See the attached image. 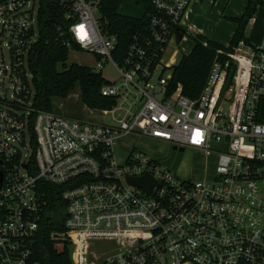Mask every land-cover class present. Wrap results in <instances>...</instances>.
I'll return each mask as SVG.
<instances>
[{
	"label": "built area",
	"instance_id": "2783aa9c",
	"mask_svg": "<svg viewBox=\"0 0 264 264\" xmlns=\"http://www.w3.org/2000/svg\"><path fill=\"white\" fill-rule=\"evenodd\" d=\"M58 1L67 9L66 46L99 66L110 61L121 79L101 88L115 98L100 112L111 122L31 112L41 0H0V264H39L35 238L54 212L47 185L62 187L65 231L51 237L68 242L72 264H90L94 240L125 245L100 264H264V45L240 39L218 49L200 94L189 98L180 84L170 88L161 59L190 0H152L146 37L124 52L100 27V0ZM134 132L168 142L170 153L132 149L118 162L116 141ZM186 147L216 156L209 178L175 175ZM144 175L146 190L128 180Z\"/></svg>",
	"mask_w": 264,
	"mask_h": 264
},
{
	"label": "trees",
	"instance_id": "16d2710c",
	"mask_svg": "<svg viewBox=\"0 0 264 264\" xmlns=\"http://www.w3.org/2000/svg\"><path fill=\"white\" fill-rule=\"evenodd\" d=\"M247 4L240 17L230 18L236 23V29L228 48L203 35H189L193 47L189 53L183 54L178 64L172 67L170 88L177 84L182 87V93L189 97H197L204 87L218 49L228 50L240 39L246 43L261 44L264 38V0H246ZM126 0H100L99 24L103 32L116 37L117 47L124 52L134 37L142 40L146 37L145 18L147 13L154 12L152 0H134L125 4ZM65 5L58 0H41L38 8V35L29 55V67L32 72L34 94L30 102L31 112L37 110L51 111L52 98H66L78 85L82 103L90 110H107L115 98L104 96L101 88L110 83L94 68L65 62L70 49L66 46L64 31L67 20ZM251 18L253 25L248 34L246 28ZM64 33V34H63ZM183 33L185 34L184 30ZM207 41V45L202 44ZM119 53V52H118ZM113 56H117L115 52ZM117 58V57H116ZM224 58L220 56V59ZM264 121V108L259 118ZM49 209L40 223L35 238L33 261L39 264H72L70 247L64 240L52 239V233L65 231L64 202L60 198L62 187L47 185ZM62 247L58 248L57 244Z\"/></svg>",
	"mask_w": 264,
	"mask_h": 264
},
{
	"label": "rangeland",
	"instance_id": "374dc122",
	"mask_svg": "<svg viewBox=\"0 0 264 264\" xmlns=\"http://www.w3.org/2000/svg\"><path fill=\"white\" fill-rule=\"evenodd\" d=\"M134 0H126L125 4H132ZM240 4V3H239ZM239 4L233 3L232 10L240 11ZM222 9L220 14L219 10ZM232 12L229 8L224 10L223 6L220 8H207V6L202 9L201 16L199 18V25L205 32L212 37V29L218 35V38L226 37L229 33L231 22L225 16L231 15ZM221 21V23H220ZM191 22H193L191 20ZM193 40L188 34H185L181 41L176 39V35L172 36L169 44L167 45L164 54L162 56V65L169 66L165 71V76L172 72V67L178 64L180 58L183 54H187L193 47ZM264 43V42H263ZM226 46L225 44H223ZM98 59L91 53L84 51L70 50L68 53V58L66 64L77 63L80 65H85L94 68L97 72H100L102 77L110 82H119L121 76L113 64L109 61L103 66L98 65ZM51 111L65 115L70 118H81V119H94L96 121L111 122L108 115H102L100 112H89L88 109L81 101L80 89L76 85L70 92L68 97L52 98ZM170 144L166 141L155 140L151 137L142 135L141 133H127L122 139L116 141L115 144V156L118 162H123L126 155L132 150L137 149L143 151L150 158L164 159L170 153ZM216 161V156H206L203 152L186 147L177 170H175V175L180 179L189 180H202L209 178L212 175L214 165ZM58 248H61V243L57 244ZM125 245L123 243L117 242L115 240H94L89 242V254L87 255L90 264H100L109 255L120 252ZM93 252V253H90Z\"/></svg>",
	"mask_w": 264,
	"mask_h": 264
},
{
	"label": "crops",
	"instance_id": "0c3cea01",
	"mask_svg": "<svg viewBox=\"0 0 264 264\" xmlns=\"http://www.w3.org/2000/svg\"><path fill=\"white\" fill-rule=\"evenodd\" d=\"M233 3H237L239 4V8H240V11L238 10H232V4ZM246 4H247V1L246 0H190L188 6L186 7L185 9V12L183 13L182 17H181V20H180V29L184 30L185 34H188V35H192V36H195V35H203V36H206L207 38L211 39V40H214L218 43H221V44H225L227 47L229 45V42L234 34V31L236 29V23L231 21L230 18H233V17H240L242 15V13L244 12L245 10V7H246ZM207 6V8H220L221 6H223V12L224 10H227V8L230 9V11L232 12L231 15H227L225 16L226 18H228L231 22L230 23V28H229V33L226 37L222 38L223 41H221L219 38H218V35L217 33L215 32V29H212V37H210L206 32H205V29H203L202 27H200L199 25V18L201 16V11L202 9H204L205 7ZM220 14L222 13V9L219 10ZM224 13H222L223 15ZM191 20L193 22H191ZM253 22H254V18H251L248 25H247V28H246V34H248L251 30V27L253 25ZM221 23V21H220ZM183 33V36L185 35ZM182 36V37H183ZM176 39H177V35H176ZM182 39V38H181ZM178 40V41H181ZM264 38H263V41H262V45H264ZM252 44V43H251ZM256 45V44H254ZM88 109V108H87ZM89 112H101V111H98V110H90L88 109ZM89 120H94V119H91L89 118ZM103 120V119H101ZM96 121V120H94Z\"/></svg>",
	"mask_w": 264,
	"mask_h": 264
},
{
	"label": "water",
	"instance_id": "95a60500",
	"mask_svg": "<svg viewBox=\"0 0 264 264\" xmlns=\"http://www.w3.org/2000/svg\"><path fill=\"white\" fill-rule=\"evenodd\" d=\"M182 36H183L182 30H178L177 39L180 40L182 38ZM173 151H174V147H173ZM173 151L171 152L170 157L167 160L164 161V163L166 165H168L170 163V161H171V159L173 157V153H174ZM181 154H182V149H180V152L176 156L175 162H174L173 167H172L173 169H175L177 167V165L179 164V161L181 159ZM128 180L132 184H134L136 186H140V187H142L145 190L148 188V186L152 182L151 178L148 175H144L142 177H138V178H135V179L134 178L133 179L129 178ZM54 237H59V235L55 234Z\"/></svg>",
	"mask_w": 264,
	"mask_h": 264
}]
</instances>
